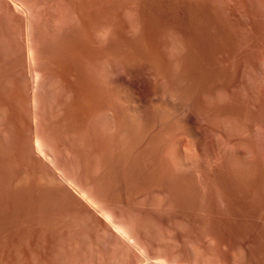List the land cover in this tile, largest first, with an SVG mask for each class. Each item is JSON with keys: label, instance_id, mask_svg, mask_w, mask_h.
<instances>
[{"label": "rangeland", "instance_id": "374dc122", "mask_svg": "<svg viewBox=\"0 0 264 264\" xmlns=\"http://www.w3.org/2000/svg\"><path fill=\"white\" fill-rule=\"evenodd\" d=\"M263 61L264 0H0V264H264Z\"/></svg>", "mask_w": 264, "mask_h": 264}, {"label": "bare ground", "instance_id": "6f19581e", "mask_svg": "<svg viewBox=\"0 0 264 264\" xmlns=\"http://www.w3.org/2000/svg\"><path fill=\"white\" fill-rule=\"evenodd\" d=\"M260 58H261V57H260ZM262 59H263V58H262ZM261 61H262V60H261ZM263 62H264V61H263ZM260 63H262V62H260ZM262 64H264V63H262ZM263 67H264V66H263ZM263 67H262V68H263ZM262 68H261V69H262ZM262 72H263V71H261V73H262ZM263 73H264V72H263ZM263 73H262V74H263ZM262 76H263V75H262ZM258 78H259V77H258ZM261 78H262V77H261ZM263 78H264V77H263ZM255 79H256V78H255ZM261 80H262V79H261ZM259 81H260V80H259ZM259 81H257V82L259 83ZM260 82H261V81H260ZM262 84H263V82H262ZM262 84H261V85H262ZM258 87H259V86H258ZM260 87H261V86H260ZM256 88H257V87H256ZM259 89H260V88H259ZM262 89L264 90V87H263ZM257 90H258V89H257ZM261 91H262V90H261ZM261 91H260V93H261ZM262 92H264V91H262ZM262 94H264V93H262ZM260 95H261V94H260ZM262 96H264V95H262ZM262 100H264V98H263ZM262 103H263V102H261V104H262ZM262 106H263V105H262ZM263 107H264V106H263ZM248 150H249V147H248ZM248 150H247V151H248ZM251 151H255V150H251ZM255 152H256V151H255ZM244 153H245V152H244ZM247 154H248V153H247ZM252 154H253V153H252ZM245 155H246V153H245ZM253 155H255V154H253ZM255 156H256V155H255ZM168 196H169V195H168ZM170 196H171V195H170ZM163 197H164V196H163ZM162 199H164V198H162ZM169 199H170V198H169ZM158 201H161V200H158ZM167 201L169 202L168 199H167ZM150 202H151V201H150ZM154 202H155V200H154ZM151 203H153V202H151ZM151 203H150V204H151ZM156 203H157V201H156ZM170 203H171V200H170ZM200 203H201V200H200ZM200 203H199V204H200ZM161 204H162V203H161ZM161 204H160V205H161ZM154 205H155V204H154ZM154 205H153V207H155ZM156 205H157V204H156ZM169 205H171V207H172V204H169ZM169 205H168V206H169ZM166 206H167V205H166ZM166 206H164V207H166ZM156 207H157V206H156ZM164 207H163V208H164ZM169 207H170V206H169ZM197 207H199V206H197ZM158 208H159V207H158ZM158 208H157V209H158ZM159 209H160V208H159ZM161 209H162V208H161ZM168 209H169V208H168ZM202 209H203V208H202ZM165 211H166V210H165ZM197 211H198V210H197ZM199 211H200V210H199ZM202 211H203V210H202ZM163 212H164V211H163ZM199 213H200V212H199ZM199 213H198V214H199ZM201 214H202V213H201ZM203 214H204V213H203ZM181 216L183 217V214H182ZM197 217H198V216H197ZM184 218H185V217H184ZM195 218H196V215H195L194 219H195ZM160 220H161V222H162V219H160ZM181 220H182V218H181ZM203 220H204V218H203ZM165 221H167V219H166ZM194 221H195V220H194ZM194 221H193V222H194ZM196 221H197V219H196ZM196 221H195V222H196ZM199 221H200V219H199ZM199 221H197V222H199ZM168 222H169V221H168ZM168 222H167V223H168ZM197 222H196V223H197ZM194 227H195V226H194ZM181 229H182V228H181ZM185 229H186V227H185ZM204 229H205V228H204ZM178 230H179V229H178ZM202 230H203V229H202ZM177 232H178V231H177ZM194 232H195V231H194ZM181 233H182V232H181ZM186 233H187V232H186ZM202 233H205V232L202 231ZM194 235H195V234H194ZM205 235H206V234H204L203 237H205ZM143 236H144V237H141V238H140V243L143 244L142 247H143V246L145 247L144 244H145V237H146V235H143ZM177 236H178V235H177ZM177 236H176V237H177ZM181 236H182V235H181ZM183 236H184V235H183ZM184 237H185V236H184ZM198 237H199V236H198ZM201 237H202V235H201ZM203 237H202V238H203ZM147 239H148V237H147ZM147 239H146V241H147ZM164 239H166V237H165ZM178 239H179V238H178ZM198 239H199V238H198ZM198 239H197V240H198ZM166 240H167V239H166ZM172 240H173V239H172ZM175 240H176V239H175ZM183 240H184V239H183ZM183 240H181V241H183ZM185 240H186V239H185ZM177 241H178V240H177ZM200 241H202V240L200 239ZM169 242H170V241H169ZM171 242H172V241H171ZM173 242H174V240H173ZM173 242H172V243H173ZM185 242H186V241H185ZM187 242H188V241H187ZM197 242H198V241H197ZM76 243H77V241H74V243H72V244H76ZM146 243H147V242H146ZM175 243H176V242H175ZM62 244H63V243H62ZM77 244H78V243H77ZM176 244H177V243H176ZM180 244H181V243H180ZM198 244H199V242H198ZM200 244H201V243H200ZM127 245H128V244H127ZM196 245H197V244H196ZM202 245H203V244H202ZM60 246H61V245H60ZM62 246H63V245H62ZM62 246H61V248H62ZM74 246H75V245H74ZM88 246H89V245H88ZM174 246L177 247L176 245H174ZM174 246H172V247L174 248ZM181 246H182V245H181ZM197 246H198V245H197ZM63 247H64V246H63ZM75 247H76V246H75ZM77 247H79V246L77 245ZM77 247H76V248H77ZM127 247H130V245H129V246H126V248H125V246H124V250H123V251L121 250L122 252L120 251L121 254L119 255V257H117V256H118V255H117L116 258H115V260H114V258H113L114 261H111V262H112L111 264H122L123 260L125 261V259H127L128 256H129V258H130L129 260L131 261V259H132L131 257H132L133 255H132V256L129 255V254H130V253H129V250H131V249H128ZM131 247H132V246H131ZM131 247H130V248H131ZM178 247H179V246H178ZM191 247H192V246H191ZM201 247H202V246H201ZM195 248H196V247H195ZM200 249H201V248H200ZM75 250H76V249H75ZM77 250H78V249H77ZM85 250H86V249H85ZM90 250H91V249H90ZM93 250H94V249H93ZM191 250H192V248H191ZM193 250H194V249H193ZM198 250H199V249H198ZM201 251H202V250H201ZM120 252H119V253H120ZM86 253H87V252H86ZM91 253H92V251H91ZM91 253H90V254H91ZM98 253H99V252H98ZM113 253H114V252H113ZM119 253H118V254H119ZM131 253H133V251H131ZM190 253H191V252H190ZM196 253H197V251H196ZM196 253H195V254H196ZM199 253H200V252H199ZM90 254H89V255H90ZM96 254H97V253H96ZM114 254H115V253H114ZM114 254H113V255H114ZM202 254L205 255V252L202 253ZM93 255H94V254H93ZM113 255H112V256H113ZM134 255H135V253H134ZM171 255H172V253H171ZM174 255H175V254H174ZM196 255H198V253H197ZM196 255H195V256H196ZM176 256H177V254H176ZM191 256H192V254H191ZM195 256H194V257H195ZM134 257H136V256H134ZM171 257H172V256H171ZM174 257H175V256H174ZM204 257H205V256H203V258H204ZM98 258H99V257H98ZM94 259H96V258H94ZM171 259H172V258H171ZM197 259H198V258H197ZM110 260H112V259L110 258ZM173 260H175V259H173ZM176 260H177V259H176ZM191 260H192V258H191ZM193 260H195V258H193ZM200 260H201V259H200ZM127 261H128V260H127ZM196 261H197V260H196ZM169 262H171V260H170ZM124 263H125V262H124ZM174 263H175V261H174ZM198 263H199V262H198ZM202 263H203V262H202ZM202 263H201V264H202ZM128 264H129V263H128ZM170 264H172V262H171ZM204 264H206V263H204Z\"/></svg>", "mask_w": 264, "mask_h": 264}]
</instances>
